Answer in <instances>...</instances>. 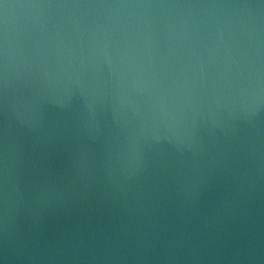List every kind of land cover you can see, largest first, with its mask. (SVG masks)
<instances>
[{
    "label": "water",
    "instance_id": "obj_1",
    "mask_svg": "<svg viewBox=\"0 0 264 264\" xmlns=\"http://www.w3.org/2000/svg\"><path fill=\"white\" fill-rule=\"evenodd\" d=\"M0 264H264V0H0Z\"/></svg>",
    "mask_w": 264,
    "mask_h": 264
}]
</instances>
